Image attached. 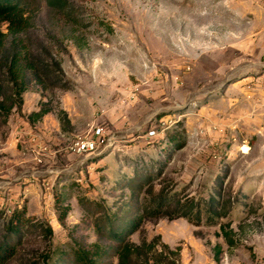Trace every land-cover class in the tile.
Masks as SVG:
<instances>
[{
	"label": "rangeland",
	"instance_id": "obj_1",
	"mask_svg": "<svg viewBox=\"0 0 264 264\" xmlns=\"http://www.w3.org/2000/svg\"><path fill=\"white\" fill-rule=\"evenodd\" d=\"M65 1L25 37L42 83L20 100L0 67L1 234L28 224L6 264H59L125 210L142 223L107 264H264L261 0Z\"/></svg>",
	"mask_w": 264,
	"mask_h": 264
},
{
	"label": "trees",
	"instance_id": "obj_2",
	"mask_svg": "<svg viewBox=\"0 0 264 264\" xmlns=\"http://www.w3.org/2000/svg\"><path fill=\"white\" fill-rule=\"evenodd\" d=\"M36 1L0 0V26L6 27V32L0 30V67L5 70L7 80L20 100L32 82L42 83L35 55L25 39L33 27ZM46 2L56 14H64L69 20L72 19L73 15L67 12L65 0H46ZM44 114L42 111L36 113L35 116L41 118ZM63 115L67 118L65 112ZM171 141L173 149L180 148V141H176L174 138H171ZM157 206L162 208L164 199L158 200ZM208 208L210 212L215 211L211 205ZM67 211L68 209H65L60 213L59 218L61 220L64 219ZM189 212L192 214V208ZM123 214V216H119L118 213L109 215L104 212L95 220L94 227L99 241L105 243L95 242L72 248L69 253L60 254L59 264H107L106 260L115 254L123 258L129 247L127 240L130 233L137 230L142 223V218L135 217L128 210H125ZM190 214L184 212L180 216L190 219V222L193 217L198 221L201 220L200 211L194 216ZM2 220L3 213H0V264H6L17 255L28 224L24 211L15 213L1 234ZM222 230L225 233L224 227ZM48 232L51 234V229ZM220 254L221 247L217 246L216 262L219 261ZM44 264L49 263L46 261Z\"/></svg>",
	"mask_w": 264,
	"mask_h": 264
},
{
	"label": "built area",
	"instance_id": "obj_3",
	"mask_svg": "<svg viewBox=\"0 0 264 264\" xmlns=\"http://www.w3.org/2000/svg\"><path fill=\"white\" fill-rule=\"evenodd\" d=\"M101 130H97L93 138L79 140L75 142L72 150L77 154L94 153L98 146L103 143L101 137Z\"/></svg>",
	"mask_w": 264,
	"mask_h": 264
},
{
	"label": "crops",
	"instance_id": "obj_4",
	"mask_svg": "<svg viewBox=\"0 0 264 264\" xmlns=\"http://www.w3.org/2000/svg\"><path fill=\"white\" fill-rule=\"evenodd\" d=\"M262 3H255V7L259 10H257V16H256V21H260L261 23L264 25V0H261ZM263 30H264V26H263ZM262 36V41L264 42V33L261 35ZM259 39V38H258ZM263 48H264V44H263ZM261 256L264 257V252H261Z\"/></svg>",
	"mask_w": 264,
	"mask_h": 264
}]
</instances>
